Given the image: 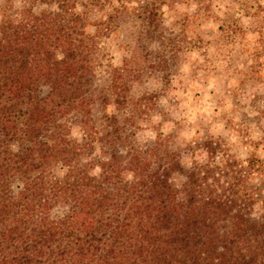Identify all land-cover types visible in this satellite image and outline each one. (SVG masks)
Segmentation results:
<instances>
[{
	"label": "trees",
	"instance_id": "1",
	"mask_svg": "<svg viewBox=\"0 0 264 264\" xmlns=\"http://www.w3.org/2000/svg\"><path fill=\"white\" fill-rule=\"evenodd\" d=\"M176 1L0 0V264H264L263 159L133 143L156 97L136 86L183 50Z\"/></svg>",
	"mask_w": 264,
	"mask_h": 264
},
{
	"label": "rangeland",
	"instance_id": "2",
	"mask_svg": "<svg viewBox=\"0 0 264 264\" xmlns=\"http://www.w3.org/2000/svg\"><path fill=\"white\" fill-rule=\"evenodd\" d=\"M161 12L163 28L183 50L169 81L149 75L135 88L137 96L156 93L140 117L135 146L147 149L162 135L187 170L211 162L209 140L264 160V0H183ZM106 42L116 64L133 45L126 30Z\"/></svg>",
	"mask_w": 264,
	"mask_h": 264
}]
</instances>
